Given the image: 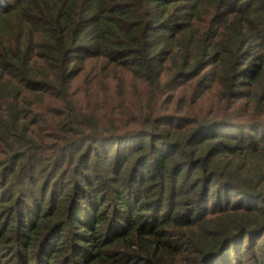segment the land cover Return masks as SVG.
<instances>
[{
    "label": "trees",
    "instance_id": "16d2710c",
    "mask_svg": "<svg viewBox=\"0 0 264 264\" xmlns=\"http://www.w3.org/2000/svg\"><path fill=\"white\" fill-rule=\"evenodd\" d=\"M0 264H264V0H0Z\"/></svg>",
    "mask_w": 264,
    "mask_h": 264
},
{
    "label": "rangeland",
    "instance_id": "374dc122",
    "mask_svg": "<svg viewBox=\"0 0 264 264\" xmlns=\"http://www.w3.org/2000/svg\"><path fill=\"white\" fill-rule=\"evenodd\" d=\"M260 241V240H259Z\"/></svg>",
    "mask_w": 264,
    "mask_h": 264
}]
</instances>
